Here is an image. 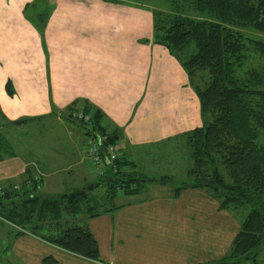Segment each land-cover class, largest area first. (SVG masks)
<instances>
[{
    "label": "crops",
    "instance_id": "1",
    "mask_svg": "<svg viewBox=\"0 0 264 264\" xmlns=\"http://www.w3.org/2000/svg\"><path fill=\"white\" fill-rule=\"evenodd\" d=\"M35 1L0 0L2 120L28 122L55 115L64 120L67 105L85 100L102 112L107 129L118 128V153L135 166L143 165L146 154L170 149L179 135L201 125L198 99L185 71L163 45L151 41L148 6L39 0L38 8L47 13L39 33L33 26ZM85 143L71 146L63 164L66 153L59 151L53 161H30L28 169L21 167L12 175L18 182L27 173L39 178L38 189L45 188V195L91 187L97 172ZM9 177L0 176V187L11 183ZM146 184L113 211L86 221L98 261L27 233L11 237L10 255L21 264H43L46 256L54 264H210L227 253L244 210L220 208L204 188L183 187L173 194L174 185L146 194L149 186H159ZM238 264L251 263L243 259Z\"/></svg>",
    "mask_w": 264,
    "mask_h": 264
},
{
    "label": "trees",
    "instance_id": "2",
    "mask_svg": "<svg viewBox=\"0 0 264 264\" xmlns=\"http://www.w3.org/2000/svg\"><path fill=\"white\" fill-rule=\"evenodd\" d=\"M138 2L151 13V41L163 45L180 64L198 103L201 125L179 137L188 148L187 180L173 187L206 189L220 208L244 210L227 253L210 264H264V0H103ZM31 3L34 28L42 33L47 13ZM5 91L12 93L10 83ZM69 122L96 141L100 172L91 187L45 195L39 178L27 173L17 184L0 187V220L82 258L98 261L86 221L116 209L118 192L136 194L148 181L171 182V175L148 179L118 153V128L107 129L103 114L87 101L66 106ZM76 113L85 116L77 118ZM26 119L8 121L19 124ZM108 145L113 159L105 158ZM13 151L0 132V160ZM99 163V164H100ZM102 186L100 202L93 188ZM43 264H54L43 257Z\"/></svg>",
    "mask_w": 264,
    "mask_h": 264
},
{
    "label": "rangeland",
    "instance_id": "3",
    "mask_svg": "<svg viewBox=\"0 0 264 264\" xmlns=\"http://www.w3.org/2000/svg\"><path fill=\"white\" fill-rule=\"evenodd\" d=\"M0 132L7 137L13 151V155H3L0 160V176H12L6 179L7 182H11L9 184L18 183V177L16 174L12 175L13 172L19 170L21 167H30L31 164L28 163L30 161L36 160L35 162H37V160L44 159L43 157L49 161H53L55 157H57L53 155V153L62 151L66 153L65 156L62 154V163L59 161L56 162L58 164H63V162L69 161L67 151H71V146H75L76 144L79 145L81 140L86 141L83 148L88 149L89 139L81 134L75 124L66 119L63 120L62 116L42 117L28 122L24 121L19 124H11L0 118ZM168 146H170L168 150H153L155 154H146L148 156L143 158V165H139L138 163V165L135 166L136 171L142 172L143 175L148 177L156 178L161 175L172 176L171 182L167 181V187H162L161 185L163 184L157 183L159 186H149L150 188L145 190L146 194L152 190L153 192L164 191L165 189L172 188L174 185L187 180L184 174L185 168L188 165L187 145L182 139H178ZM101 164L102 163H100L99 166ZM92 177H94V174ZM102 189V186L93 188V199L97 202L101 201ZM41 192L47 194L48 191L42 188ZM131 196L132 195L118 193L114 198V203L118 204L122 200H128L132 198ZM241 210L242 209L236 211L240 213ZM15 230L16 228L10 223L0 220V264H21L19 260H15L13 256L10 255L9 248H7Z\"/></svg>",
    "mask_w": 264,
    "mask_h": 264
},
{
    "label": "built area",
    "instance_id": "4",
    "mask_svg": "<svg viewBox=\"0 0 264 264\" xmlns=\"http://www.w3.org/2000/svg\"><path fill=\"white\" fill-rule=\"evenodd\" d=\"M75 116L77 118H84L85 119V116L81 115L80 113H76ZM88 153H89V157H90L91 163L93 164L95 171L97 173H99L100 172L99 163H100L101 159L99 156L97 143L95 140L89 142ZM104 153H105V158H107V160H109V159H113L117 152H116L115 146L108 145L106 147V149L104 150Z\"/></svg>",
    "mask_w": 264,
    "mask_h": 264
}]
</instances>
